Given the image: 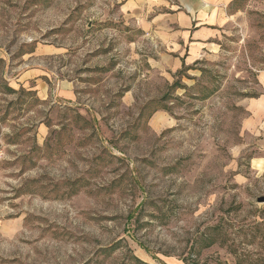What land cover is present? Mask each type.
<instances>
[{"label": "rangeland", "instance_id": "rangeland-1", "mask_svg": "<svg viewBox=\"0 0 264 264\" xmlns=\"http://www.w3.org/2000/svg\"><path fill=\"white\" fill-rule=\"evenodd\" d=\"M122 2L0 0V264H264V137L239 105L258 93L264 4L183 91Z\"/></svg>", "mask_w": 264, "mask_h": 264}, {"label": "crops", "instance_id": "crops-1", "mask_svg": "<svg viewBox=\"0 0 264 264\" xmlns=\"http://www.w3.org/2000/svg\"><path fill=\"white\" fill-rule=\"evenodd\" d=\"M251 1L264 4V0H123L121 6L125 18L134 27L131 31L136 30L138 37L147 39L154 52L147 58L149 65L169 84L185 91L199 80L206 67L215 63L225 24L236 13L243 12ZM2 57L4 54L0 49V59ZM26 73L25 79L33 78L41 85L38 79L42 72L32 69ZM256 79L258 93L245 95L239 101L247 111L241 120V128L243 133L264 137V68L257 71ZM60 89L64 96L71 97L69 84ZM41 92L42 98L48 96L47 88H42ZM170 119L165 108H157L149 116L148 124L154 131H159L170 123ZM92 121L97 124L96 117ZM260 144L259 156H253L251 162H254L252 168L262 174L264 144ZM166 263L183 264L173 258H166Z\"/></svg>", "mask_w": 264, "mask_h": 264}, {"label": "water", "instance_id": "water-1", "mask_svg": "<svg viewBox=\"0 0 264 264\" xmlns=\"http://www.w3.org/2000/svg\"><path fill=\"white\" fill-rule=\"evenodd\" d=\"M258 201H264V197H259Z\"/></svg>", "mask_w": 264, "mask_h": 264}]
</instances>
